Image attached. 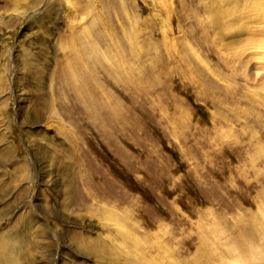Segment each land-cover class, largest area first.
<instances>
[{
  "label": "rangeland",
  "instance_id": "rangeland-1",
  "mask_svg": "<svg viewBox=\"0 0 264 264\" xmlns=\"http://www.w3.org/2000/svg\"><path fill=\"white\" fill-rule=\"evenodd\" d=\"M0 264H264V0H0Z\"/></svg>",
  "mask_w": 264,
  "mask_h": 264
}]
</instances>
